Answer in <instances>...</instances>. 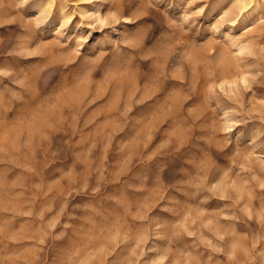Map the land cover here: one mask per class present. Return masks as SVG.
Listing matches in <instances>:
<instances>
[{"label":"rangeland","instance_id":"374dc122","mask_svg":"<svg viewBox=\"0 0 264 264\" xmlns=\"http://www.w3.org/2000/svg\"><path fill=\"white\" fill-rule=\"evenodd\" d=\"M0 264H264V0H0Z\"/></svg>","mask_w":264,"mask_h":264}]
</instances>
